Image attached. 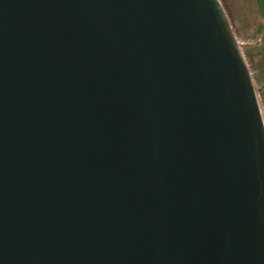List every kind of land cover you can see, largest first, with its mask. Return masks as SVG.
I'll use <instances>...</instances> for the list:
<instances>
[{
    "label": "water",
    "instance_id": "95a60500",
    "mask_svg": "<svg viewBox=\"0 0 264 264\" xmlns=\"http://www.w3.org/2000/svg\"><path fill=\"white\" fill-rule=\"evenodd\" d=\"M0 264H264V115L221 0H0Z\"/></svg>",
    "mask_w": 264,
    "mask_h": 264
},
{
    "label": "rangeland",
    "instance_id": "374dc122",
    "mask_svg": "<svg viewBox=\"0 0 264 264\" xmlns=\"http://www.w3.org/2000/svg\"><path fill=\"white\" fill-rule=\"evenodd\" d=\"M250 66L264 115V16L259 0H221Z\"/></svg>",
    "mask_w": 264,
    "mask_h": 264
},
{
    "label": "trees",
    "instance_id": "16d2710c",
    "mask_svg": "<svg viewBox=\"0 0 264 264\" xmlns=\"http://www.w3.org/2000/svg\"><path fill=\"white\" fill-rule=\"evenodd\" d=\"M259 4H260V7L262 9L263 16H264V0H259Z\"/></svg>",
    "mask_w": 264,
    "mask_h": 264
}]
</instances>
